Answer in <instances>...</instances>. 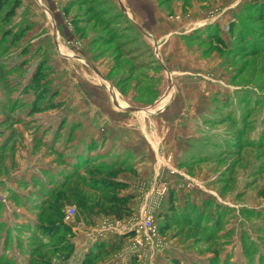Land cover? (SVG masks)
Wrapping results in <instances>:
<instances>
[{
    "label": "rangeland",
    "instance_id": "1",
    "mask_svg": "<svg viewBox=\"0 0 264 264\" xmlns=\"http://www.w3.org/2000/svg\"><path fill=\"white\" fill-rule=\"evenodd\" d=\"M71 1L0 13V264H264V0Z\"/></svg>",
    "mask_w": 264,
    "mask_h": 264
},
{
    "label": "trees",
    "instance_id": "2",
    "mask_svg": "<svg viewBox=\"0 0 264 264\" xmlns=\"http://www.w3.org/2000/svg\"><path fill=\"white\" fill-rule=\"evenodd\" d=\"M69 2V1H68ZM87 2H89V4H99V5H107L106 9L101 10V13H97L96 10H93V7H87V5L82 4H77V3H73V1H71L70 3L67 4V6H64V11L66 13H69V8L70 6H74L76 5V7H83L80 9L85 10L84 11V17L83 15H81V17L79 16V14L75 15V19H73V24L75 26V30L78 32L80 37H83V35L86 37V30L87 29H94V30H98L100 32H102L103 34H100L99 36L95 37V42H93V44H96V46L99 44H104L106 46H110L111 45V41L107 42V38L104 40L105 42H101L102 40V36L103 35L105 37L104 34L108 33V34H113L112 32H115V29L111 28V24L118 21L117 19H121L123 18V16H119L120 13H117V11L112 10L111 8H108L110 5L109 3H112L110 0H88ZM21 2L20 0H0V13L4 15V17L6 18V20H11L16 12V9L20 6ZM6 8V9H5ZM113 11V14H110ZM82 12V11H81ZM103 16V17H102ZM116 20V21H115ZM129 28L127 26H123L120 27V31L117 32L118 37H120L121 39L125 38V34L128 32ZM22 34H18L15 36L16 41H18L21 38ZM103 37V38H104ZM119 45H117V48L119 50L124 49L125 51L120 53H117L116 55V59L118 61H120L123 57L127 56V55H131V53H129L131 51V49H127L126 45L123 43H118ZM123 45V46H122ZM106 49H111V48H105ZM133 50V49H132ZM81 158L80 160L83 161L84 158L81 156L79 157ZM78 160V159H77ZM117 182L114 181V184H116ZM115 238L111 237L110 239H108L107 241V246L111 249H117L120 247L121 245V238H117L116 236H114Z\"/></svg>",
    "mask_w": 264,
    "mask_h": 264
},
{
    "label": "crops",
    "instance_id": "3",
    "mask_svg": "<svg viewBox=\"0 0 264 264\" xmlns=\"http://www.w3.org/2000/svg\"><path fill=\"white\" fill-rule=\"evenodd\" d=\"M150 4V3H149ZM151 5H149V10H148V12L145 14V17H149V19H148V21L150 20V19H152V18H154L155 20L153 21V22H149V26L147 27H145V29H147L146 31H148V32H156V31H159V29H162V28H166L163 24H158L157 22H156V18H157V16H156V14H155V11H153V8L152 7H150ZM121 8L123 9V18H121L122 19V21H123V25H125V26H127L129 29H131V27L130 26H132V27H135V29H137L138 31H140V33H142V34H145V35H147V36H151V34L150 33H147V32H145L144 33V29H142V28H139V26L137 25V24H135V23H133L132 21H131V19L129 18V17H127V15H126V12H125V9L123 8V6H121ZM139 12H141V9H140V11ZM142 14V13H141ZM154 15H155V17H154ZM120 20V19H119ZM119 20H118V22H119ZM95 31V30H94ZM152 33V34H153ZM172 33H173V31H171V30H169L167 33H166V37H165V40H167L166 42H168L169 40H171V39H169V38H172ZM154 34H156V33H154ZM79 35V34H78ZM80 37V36H79ZM80 38H82V37H80ZM86 38V37H85ZM169 39V40H168ZM69 55H72V53L70 52L69 53ZM101 60V59H100ZM96 66H98V65H96ZM98 68H99V66H98Z\"/></svg>",
    "mask_w": 264,
    "mask_h": 264
},
{
    "label": "built area",
    "instance_id": "4",
    "mask_svg": "<svg viewBox=\"0 0 264 264\" xmlns=\"http://www.w3.org/2000/svg\"><path fill=\"white\" fill-rule=\"evenodd\" d=\"M71 215L74 213V209L70 208L69 209ZM143 223L139 225V228L136 229V232L139 235L140 229L145 231V235L147 236V238L153 237L151 235H154L155 233V227L152 223V221H150L149 219L142 221Z\"/></svg>",
    "mask_w": 264,
    "mask_h": 264
},
{
    "label": "water",
    "instance_id": "5",
    "mask_svg": "<svg viewBox=\"0 0 264 264\" xmlns=\"http://www.w3.org/2000/svg\"><path fill=\"white\" fill-rule=\"evenodd\" d=\"M119 106V105H118ZM127 110H132L131 108H127ZM133 110H136V109H133Z\"/></svg>",
    "mask_w": 264,
    "mask_h": 264
}]
</instances>
